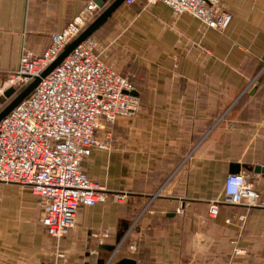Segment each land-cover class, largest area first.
Returning <instances> with one entry per match:
<instances>
[{"label": "crops", "instance_id": "0c3cea01", "mask_svg": "<svg viewBox=\"0 0 264 264\" xmlns=\"http://www.w3.org/2000/svg\"><path fill=\"white\" fill-rule=\"evenodd\" d=\"M86 1L0 0V111L4 92L21 89L9 78L20 54L41 53ZM221 1L232 13L223 30L136 0L92 33L140 96L137 114L100 121L96 135L110 131L114 146L82 161L108 197L79 207L57 256L31 189L0 182V264H264V207L222 202L216 216L207 212L229 172L250 171L264 188L251 168L264 165V0Z\"/></svg>", "mask_w": 264, "mask_h": 264}, {"label": "built area", "instance_id": "2783aa9c", "mask_svg": "<svg viewBox=\"0 0 264 264\" xmlns=\"http://www.w3.org/2000/svg\"><path fill=\"white\" fill-rule=\"evenodd\" d=\"M143 1H163L176 15L188 12L218 30L225 29L232 17L221 0ZM100 9L94 0H87L62 29L50 34L41 53L24 50L17 68L9 75L11 82L22 88L39 75ZM97 45L93 34L85 37L0 118V182L31 189L41 208L40 222L54 239L57 256L62 255L59 241L74 225L79 207L108 197L104 185L91 178L82 166L93 148L114 146L110 131L96 135L100 121L114 123L118 116L135 115L140 109L134 83L102 59ZM251 176L247 170L227 173L220 195L208 202V214L216 216L222 202L246 209L264 207V188L255 186ZM112 195L116 200L123 196L118 192ZM237 218L243 220L245 213H238ZM39 264L69 263L51 259Z\"/></svg>", "mask_w": 264, "mask_h": 264}, {"label": "water", "instance_id": "95a60500", "mask_svg": "<svg viewBox=\"0 0 264 264\" xmlns=\"http://www.w3.org/2000/svg\"><path fill=\"white\" fill-rule=\"evenodd\" d=\"M96 4L102 8L98 15L91 20L84 29L72 40L70 41L63 50L57 55V57L46 67L44 68L39 75L34 76V78L22 87L15 95H13L15 88L9 87L4 94L7 97H10L8 103L1 109L0 118L4 116L8 111H10L15 105H17L39 82L40 78L46 75L56 64H58L80 41L85 37L92 34L102 23L103 21L114 11L124 0H111L106 4L107 0H94ZM137 93V90H134ZM255 172H262L264 174V165L255 164L251 167ZM100 264H105L104 261H100ZM110 264H138L136 259L128 256H123Z\"/></svg>", "mask_w": 264, "mask_h": 264}, {"label": "trees", "instance_id": "16d2710c", "mask_svg": "<svg viewBox=\"0 0 264 264\" xmlns=\"http://www.w3.org/2000/svg\"><path fill=\"white\" fill-rule=\"evenodd\" d=\"M109 16L103 21V23L99 27H101L109 19Z\"/></svg>", "mask_w": 264, "mask_h": 264}, {"label": "rangeland", "instance_id": "374dc122", "mask_svg": "<svg viewBox=\"0 0 264 264\" xmlns=\"http://www.w3.org/2000/svg\"><path fill=\"white\" fill-rule=\"evenodd\" d=\"M101 51V53H102V55L104 54V52H103V50H100ZM99 51V52H100ZM124 75H127V74H124ZM128 76V75H127ZM129 77V76H128ZM130 78V77H129ZM130 80H131V78H130ZM132 81V80H131Z\"/></svg>", "mask_w": 264, "mask_h": 264}]
</instances>
